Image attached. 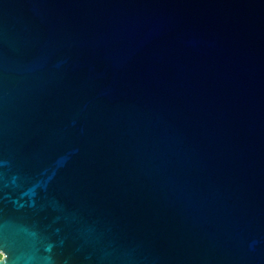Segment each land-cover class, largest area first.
Instances as JSON below:
<instances>
[{
    "label": "water",
    "instance_id": "1",
    "mask_svg": "<svg viewBox=\"0 0 264 264\" xmlns=\"http://www.w3.org/2000/svg\"><path fill=\"white\" fill-rule=\"evenodd\" d=\"M0 264H264V0H0Z\"/></svg>",
    "mask_w": 264,
    "mask_h": 264
},
{
    "label": "trees",
    "instance_id": "2",
    "mask_svg": "<svg viewBox=\"0 0 264 264\" xmlns=\"http://www.w3.org/2000/svg\"><path fill=\"white\" fill-rule=\"evenodd\" d=\"M0 258H1V255H0Z\"/></svg>",
    "mask_w": 264,
    "mask_h": 264
},
{
    "label": "flooded vegetation",
    "instance_id": "3",
    "mask_svg": "<svg viewBox=\"0 0 264 264\" xmlns=\"http://www.w3.org/2000/svg\"><path fill=\"white\" fill-rule=\"evenodd\" d=\"M2 257V256H1Z\"/></svg>",
    "mask_w": 264,
    "mask_h": 264
}]
</instances>
